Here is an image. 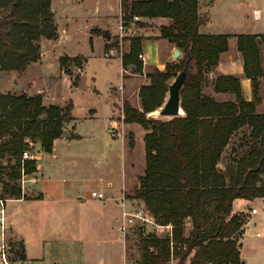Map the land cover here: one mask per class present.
<instances>
[{"label":"trees","instance_id":"1","mask_svg":"<svg viewBox=\"0 0 264 264\" xmlns=\"http://www.w3.org/2000/svg\"><path fill=\"white\" fill-rule=\"evenodd\" d=\"M134 16L168 18L169 23L160 25L150 39H165L184 54L180 60L164 61L163 69L150 65L145 73L148 81L138 90L140 109L127 99L122 102L123 122L145 130V167L129 198L138 201L157 224L170 225L161 235L137 233L138 264H244L239 239L245 220L242 212L233 211L232 203L264 197V113L256 112L259 78L264 75V33L234 35L252 99L244 98L238 76L218 74L212 81L213 92L233 96L221 101L204 94L202 84L228 50L231 35L199 31L207 17L198 14V0H121L122 26L127 27ZM135 23L139 28L149 27L143 21ZM94 31L109 39L107 32ZM56 37L51 0H0V70H25L40 59L39 39ZM144 39L142 35L128 38V50L120 56L124 70L142 72L138 54ZM184 58L191 66L180 93L183 114L166 119L147 116L158 114ZM67 60L61 57L60 64ZM81 61L86 59H79L78 65ZM78 79H73L74 86ZM72 107L71 99L64 106L45 105L40 93L0 92V200L28 199L19 180L34 173L37 166L35 159H23L22 153L33 141L50 153L64 131V122L71 118ZM242 130L245 148L238 152L232 147L226 156L232 138ZM68 137L79 138L71 132ZM133 145L130 132L129 146ZM10 249L11 260H26L22 242Z\"/></svg>","mask_w":264,"mask_h":264},{"label":"rangeland","instance_id":"2","mask_svg":"<svg viewBox=\"0 0 264 264\" xmlns=\"http://www.w3.org/2000/svg\"><path fill=\"white\" fill-rule=\"evenodd\" d=\"M98 2L99 6L96 5V0H84L83 3L72 4L67 0H51V11L57 29V37L55 39H39L40 59L30 63L25 70H0V92L2 94L35 95L40 93L45 105L64 106L68 99H71L74 106L72 116L75 121L83 118L87 113L89 114L90 108L96 110L92 122L88 123L82 119L84 122L80 133L82 138L63 141L68 144L56 145L53 154H43L41 159L37 153H41L39 150L42 149L40 145L37 146L36 141L31 142L30 148L26 150L28 154L32 155L30 159H35L33 156H38L40 159L38 162L42 165L43 172L52 174L54 181H67L72 184V189L66 195L64 204L54 206V211L51 212L53 219L41 223L38 227H32V225L25 227L27 235L23 237L22 243L25 245L24 248L28 247L31 255L37 256L39 253L38 246L40 245L37 244V239L40 235L43 238H48L50 232L58 240V243L53 242V244L73 248L74 253L69 249L58 253V249L52 248L51 258H49L50 261H53L51 264H138L140 252L137 248V233L146 234L152 229V225H141V221L135 219L133 223L126 226L125 232H120L117 229L120 235L117 239L116 225H113L112 218L107 221L103 217L104 214L111 217L116 209L120 212L123 209L130 212L143 210L138 201L130 199L129 196L133 193L134 186L137 185V176L143 173L145 167L142 139L145 130L135 123L129 128L133 133L134 140V145L130 147L129 133L131 131L122 120V102L123 99H127L131 105L138 108L139 97H137L136 91L142 83L148 81L145 73L149 71L150 65L163 69L164 61L180 60L184 57L180 51L179 56L174 59L171 53L172 46L166 41L158 42L159 45H154L155 42L149 41L145 43L144 50L148 57L146 58L147 64L142 63V72L135 73L129 69L124 70L117 57L120 58L122 52L128 50V38L135 35H142L148 39L153 38L157 33L158 25L152 20H146L149 28H138L135 22L146 21L140 17L137 19L133 17L127 27L121 28L122 21L119 16L121 8L119 11L117 0H97ZM198 5L200 8L218 9H216L217 11L212 10V17L214 21L216 19L215 22L220 24V28H217L219 33L247 34L250 33V24H257L258 29L264 30V0H198ZM253 8L261 9L259 21H252L255 17ZM104 13L111 15L110 18L100 17ZM97 28L99 30L106 29L104 31L109 35V39L99 37L100 35L94 31ZM91 38L95 40L92 42ZM106 44H109L110 50L105 48ZM228 44L231 48H228L227 54L241 58L236 49L234 36L228 39ZM141 52L144 53L143 50ZM154 54L157 55L158 61L162 62L161 64L156 65ZM65 56L68 57V60L61 65L60 58ZM76 57L77 61L74 59ZM83 58H86L87 61H81V65H78L79 59ZM220 58L221 61H226V54H221ZM186 62L187 59L184 58L183 67L187 64L189 70L191 64ZM261 66L264 69L263 44L261 45ZM218 74L216 66L207 73L202 84L203 93L221 101L233 99L232 95L213 92L212 81ZM76 76H79L78 84L82 81L81 87L77 89L73 83ZM259 82L260 102L256 105V112L264 113V75L259 78ZM126 84L131 93H127V90L124 91ZM118 99H122V101L119 103ZM114 100L116 103L113 109L111 104ZM111 108L115 113L112 114L108 123L107 116L111 112ZM150 113L147 116L169 118ZM63 129L68 132V136L69 132H73L69 120L64 122ZM244 133L245 131L242 130L234 135L225 151L226 156L231 153L232 147L236 148L238 152L245 148L244 144L241 145L243 140L240 139ZM68 136L60 138H68ZM35 162L37 166L36 159ZM219 165L223 166L222 163ZM31 176H34L33 173L24 174L23 180H29ZM24 182L21 177L19 184L22 193ZM107 183L111 185H107ZM104 187L110 188V190L105 189V191ZM93 189L95 191L103 190L105 197L122 195V198L119 199L121 203L118 205L119 208L102 205L99 206V213L94 214L95 211L87 199ZM23 194L27 197L34 195L27 187ZM239 202H242V199ZM256 210L252 209L249 213L254 214ZM102 211L103 214H101ZM242 213L245 223L243 236L239 239L241 242L240 257L244 264H264L263 231L257 227V222L246 226L250 215ZM258 215H260L259 208ZM119 221L122 223L125 222V219L120 217ZM50 228L55 229L52 232ZM46 230H50V232L47 233ZM257 231L261 235H257ZM156 233L161 235L164 232L157 231ZM5 234L4 245L8 247V252L5 254L7 261L9 264H23V261L11 260L14 255L10 247L17 246L20 241H11L9 233L6 231ZM52 238L54 237L52 236ZM60 254L63 256L61 257ZM169 264H175V261H170Z\"/></svg>","mask_w":264,"mask_h":264},{"label":"crops","instance_id":"3","mask_svg":"<svg viewBox=\"0 0 264 264\" xmlns=\"http://www.w3.org/2000/svg\"><path fill=\"white\" fill-rule=\"evenodd\" d=\"M67 1H68V3L72 4V3H83L84 0H67ZM96 5L99 6V2L97 3V0H96ZM117 6H118L119 11H120L121 0H117ZM106 8H109V7L106 6ZM213 9L215 11L218 10L217 8H200V6L198 5V14L201 16L204 15L207 17L206 23L199 27V31L201 33H205V34H228V33H219V31H218L219 29L217 30V28H220V26H219L220 24L218 22H215L216 19H215V21L213 20V17H212V10ZM260 10L261 9H258V8L252 9L253 13H255V17H253L252 21L256 22V21H259L261 19ZM210 11H211V13H210ZM120 15L121 14L119 13V16ZM110 16L111 15L104 13L100 17H105V18L109 19ZM143 19H144V21H146V20L147 21H149V20L154 21V23H157L158 27L160 25H166L169 23V19L165 18V17H157V18H152V19L143 18ZM147 21H146V23H148ZM106 27H107V25H106ZM158 27L156 28L157 33H155V35L158 34ZM146 28H149V27H142V29H146ZM249 29H250V33H247V34L264 33V30L258 29L257 24H250ZM104 30H106V29H102L101 31H104ZM229 35L234 36L235 34H229ZM236 35H238V34H236ZM99 37L102 38V36H99ZM91 40L93 42V40H95V39L91 38ZM149 41L155 42L154 45H159L158 42L160 43V42L166 41V40L165 39H155L154 40V39H148V38L144 39L142 50L144 51L145 58L148 57V55H146L145 50H144L145 49V43L149 42ZM175 48L176 47H171V53ZM228 48H231L229 46V44H228ZM110 49H111V47L108 50H110ZM92 50H93V47H92ZM227 52H228V50L226 52L222 53V54H226V61L223 62V61H221V58H220V61L217 64L216 69H217L219 74H232V75L238 76L240 78L241 88H242V93H243L244 98L246 100H251L252 99L251 83H250L249 79L244 77L242 59L239 56H232L229 53L227 54ZM117 58L119 60L118 62H120V65H121L120 58L119 57H117ZM153 58L155 60L156 65H159L160 62L158 61L156 54H154ZM86 61H87V59H86ZM146 64L147 63H145V65ZM124 79L126 80V78H123V80ZM81 83H82V81H80L79 84L77 86H75V88L76 89L80 88ZM139 87H138L136 93H138ZM127 88H129V87L126 84V86H124V91L127 90L128 91L127 93H129V92L131 93V91H129ZM117 95H115V96H117ZM137 97H139L138 94H137ZM122 99H123V96H122ZM122 99L121 100L118 99L119 103L122 101ZM123 100H125V99H123ZM138 102H139L138 109H140V101L138 100ZM115 103L116 102L114 100L112 102L113 105L111 104L113 109L115 108ZM73 108H74V106L72 107V110H73ZM112 108H111V112L107 116L108 123L110 122V117L112 116V114L115 113ZM72 110H71V118L69 119V122H71V128L73 130V132H71V133L79 136V138H82V134H80L81 130L83 128L82 125L84 124L82 119L85 121H88V123L92 122L93 118L95 117L96 110L94 108H90L89 114L87 113L85 116H83V118H79L78 121L74 120V117L72 116ZM91 111H93V112L90 113ZM111 124L113 125V122ZM125 124L127 125L128 129H129V128H131V126L134 123H125ZM131 133H132V131H131ZM68 139H69V137L68 138H65V137L57 138L53 142L52 151L50 153H45L42 150H39V151H41V153H37V154L40 155V159L43 156V154H53L55 151V146L56 145H63V144L67 145L68 142H63V141H66ZM36 144H37V146L40 145L39 142H37ZM33 157L37 160V170L33 173L34 176H31L29 180H27V179H26L27 181L24 180L25 182H24V187H23V193H25V187H27V189L30 191V193H33L34 195H30V197H28V199H24V198L12 199V198H10V199H5V200H0V246L5 241L4 239H5L6 231L9 233V235H10L9 239H11V241L18 240V241L22 242L23 237L25 235H27L25 233V227H27L28 225L29 226L32 225V227L33 226L38 227L41 223L47 222L49 219H53L52 218L53 214H51V212L54 211V206L55 205L56 206L63 205L64 200L66 198V195L72 189V184H70V182H67V181L59 182L58 180L54 181L53 180L54 176H52V174L47 173V172H43V167L38 162V160H40V159H38V156H33ZM136 183H137V179H136ZM107 185H111V184L107 183ZM105 189L110 190V188L104 187L103 190H105ZM103 190H100V191H103ZM92 191H94V189L91 190V192ZM120 198H122V195L116 196V197L108 195V197H106V199H104V200L94 198L91 196V194H90V196L87 197L88 202L91 203L90 205H91V207H93V210L95 211V212H93L94 214L99 213L98 212V210L100 208L99 206H102V205L103 206L111 205V206L119 208L118 205L121 204L119 202ZM239 201H240V199H235L233 201V203H232L233 211L234 212L249 213L250 210L257 209L254 214L249 213L250 216H248V222H247L246 226L250 225L252 222H257L258 223L257 227H260L262 229V231L264 232V197H256V198H253L251 200H243L242 199V202H239ZM237 203H238V206H236ZM258 208H259L260 215H258ZM19 210H21L23 213L20 212ZM115 211L116 212L111 217H109L105 214L103 217H104V220H107V221H109V219L112 218L113 225L114 224L116 225L115 230L117 231V226L119 224H121V222L119 221V219L121 217V212L117 209ZM101 214H103V211L101 212ZM246 226H245V228H246ZM54 229L55 228H50V230H52V232L54 231ZM50 230H46V231H48L47 233H49ZM257 233H260V232L257 231ZM49 234H50L49 235L50 237H48V238H43L42 235H40L41 238L39 237L37 239V244L40 245V246H38L40 250H39V253L37 256L31 255L28 247L24 248L25 254H26V260L23 261L24 262L23 264H51L53 261H50L51 259L49 260V258H51L52 248L58 249L59 250L58 253L62 252L64 249H69V251L74 253L73 248L65 247V246L58 245V244L55 245V243L53 244V242L58 243L57 242L58 240L55 239V236L53 233L50 232ZM52 236L54 238H52ZM119 236L120 235L117 231L116 232V238L119 239ZM52 239H54V241H52ZM7 249H8V247H6L5 254L8 252ZM60 256L62 257L63 255L60 254ZM0 264H3L1 262V259H0Z\"/></svg>","mask_w":264,"mask_h":264},{"label":"built area","instance_id":"4","mask_svg":"<svg viewBox=\"0 0 264 264\" xmlns=\"http://www.w3.org/2000/svg\"><path fill=\"white\" fill-rule=\"evenodd\" d=\"M135 19H137L136 16H134ZM123 26H121L122 28ZM138 59L142 61V63L145 65L146 63V58L144 56V53L143 52H140L138 54ZM22 157L23 159H30L32 158V155L31 154H28L27 151H24L22 153ZM24 175L22 176V181H24L23 178ZM91 196L94 197V198H97V199H100V200H103L105 197V194H103L102 191H92L91 193ZM121 217L123 218V220L125 219V222H122L121 224H119L117 226V229L118 231L120 232H125V229H126V226L133 223L135 219H138L141 221V225H147V224H150L152 225V229L147 231L146 233L148 232H157V231H169L170 230V225H159L157 224L153 217L148 214L147 212H145L144 210H137V211H126L125 209H123L121 211ZM145 229V228H144ZM143 229V230H144ZM257 235H261L260 233H257ZM262 236H264V232L262 233ZM5 252H6V246L4 245V243L1 244L0 246V259H1V262L3 264H9V262L7 261L6 259V256H5Z\"/></svg>","mask_w":264,"mask_h":264},{"label":"water","instance_id":"5","mask_svg":"<svg viewBox=\"0 0 264 264\" xmlns=\"http://www.w3.org/2000/svg\"><path fill=\"white\" fill-rule=\"evenodd\" d=\"M180 54L179 49L175 48L172 51L173 58H177ZM189 70L187 64L176 74L172 82L168 84V92L164 103L157 109L158 115L161 117H175L183 114L181 107V90L186 82ZM61 136H68V132L64 130Z\"/></svg>","mask_w":264,"mask_h":264}]
</instances>
